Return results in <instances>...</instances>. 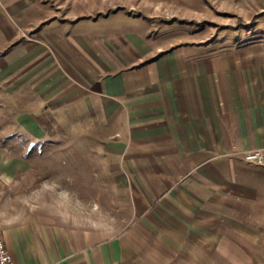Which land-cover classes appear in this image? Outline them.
<instances>
[{
  "label": "rangeland",
  "instance_id": "rangeland-1",
  "mask_svg": "<svg viewBox=\"0 0 264 264\" xmlns=\"http://www.w3.org/2000/svg\"><path fill=\"white\" fill-rule=\"evenodd\" d=\"M208 2L199 9L203 21L194 22L205 42L172 51L179 48L180 59L211 64L212 71L219 64H264V0ZM58 9L56 0H0V230L38 220L97 231L100 241L136 244L134 252L148 254L146 264H264V182L241 196L215 195L190 229L146 223L161 220L157 195L171 182L157 179L155 165L140 171L124 164L112 146L122 126L111 127L90 99L99 73L111 71L105 64L126 68L142 54L122 51L133 43L122 38L109 47L113 52H67L59 24L50 22ZM90 108L96 117L81 115ZM244 176L252 184L264 179ZM212 180L222 192L232 188L230 180Z\"/></svg>",
  "mask_w": 264,
  "mask_h": 264
},
{
  "label": "crops",
  "instance_id": "crops-1",
  "mask_svg": "<svg viewBox=\"0 0 264 264\" xmlns=\"http://www.w3.org/2000/svg\"><path fill=\"white\" fill-rule=\"evenodd\" d=\"M208 1L56 0L58 13L50 16L51 26L59 24V42L66 43L67 52H106L122 38L133 41L122 51L142 54L138 64L126 68L105 64L111 71L99 73L90 99L99 102L111 127L122 126L121 139L112 146L124 164L140 171L155 165L157 179L171 182L169 191L157 195L161 220L156 216L146 223L170 221L190 229L196 212L215 195L241 196L264 182L247 183L244 176L264 177V165L233 154L264 148V64H219L212 71L211 64H193L180 59L179 48L171 49L205 42L194 22L203 21L198 18L206 12L199 9ZM91 64L98 63L93 59ZM94 110L81 115L96 117ZM212 176L230 180L232 188H213ZM3 234L15 264H146L148 259L125 238L100 241L97 231L58 223L17 222Z\"/></svg>",
  "mask_w": 264,
  "mask_h": 264
},
{
  "label": "built area",
  "instance_id": "built-area-1",
  "mask_svg": "<svg viewBox=\"0 0 264 264\" xmlns=\"http://www.w3.org/2000/svg\"><path fill=\"white\" fill-rule=\"evenodd\" d=\"M243 158L258 165H264V148H253L243 152ZM0 264H15L11 252L6 246L4 234L0 230Z\"/></svg>",
  "mask_w": 264,
  "mask_h": 264
}]
</instances>
